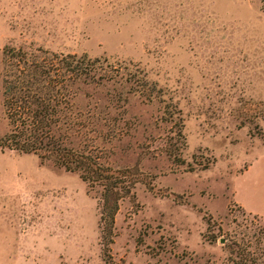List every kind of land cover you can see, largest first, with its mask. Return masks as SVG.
Returning <instances> with one entry per match:
<instances>
[{
    "label": "rangeland",
    "instance_id": "1",
    "mask_svg": "<svg viewBox=\"0 0 264 264\" xmlns=\"http://www.w3.org/2000/svg\"><path fill=\"white\" fill-rule=\"evenodd\" d=\"M51 54L124 68L74 87L76 144L141 181L110 231L100 187L0 147V264H264V220L241 205L264 211L259 0H0V137L6 76Z\"/></svg>",
    "mask_w": 264,
    "mask_h": 264
},
{
    "label": "trees",
    "instance_id": "2",
    "mask_svg": "<svg viewBox=\"0 0 264 264\" xmlns=\"http://www.w3.org/2000/svg\"><path fill=\"white\" fill-rule=\"evenodd\" d=\"M259 1L264 12V0ZM123 69L108 59H91L86 54H51L41 64L25 61L20 75L6 76L4 87L10 131L0 137L1 149L36 154L42 163L53 161L78 173L91 188L100 187L101 222L110 231L120 201L136 196L141 172L136 166L115 168L95 148L76 144V139L86 136L89 123L75 105L78 93L74 87L78 83L112 82L113 73ZM138 83L134 92L146 96L148 86ZM178 135L182 137L181 132ZM178 151L167 153L181 161Z\"/></svg>",
    "mask_w": 264,
    "mask_h": 264
},
{
    "label": "crops",
    "instance_id": "3",
    "mask_svg": "<svg viewBox=\"0 0 264 264\" xmlns=\"http://www.w3.org/2000/svg\"><path fill=\"white\" fill-rule=\"evenodd\" d=\"M240 203V202H239ZM241 204V203H240ZM242 207H244V209H246L247 211H249L250 213H254V214H258L262 217V219L264 220V211H260L258 209H254V208H249L247 206H244L243 204H241Z\"/></svg>",
    "mask_w": 264,
    "mask_h": 264
}]
</instances>
